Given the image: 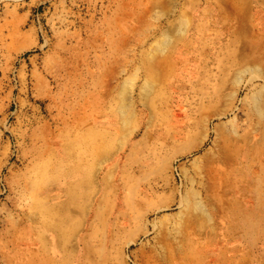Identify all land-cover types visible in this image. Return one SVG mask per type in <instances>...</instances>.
Instances as JSON below:
<instances>
[{
  "label": "rangeland",
  "instance_id": "obj_1",
  "mask_svg": "<svg viewBox=\"0 0 264 264\" xmlns=\"http://www.w3.org/2000/svg\"><path fill=\"white\" fill-rule=\"evenodd\" d=\"M0 264H264V0H0Z\"/></svg>",
  "mask_w": 264,
  "mask_h": 264
}]
</instances>
